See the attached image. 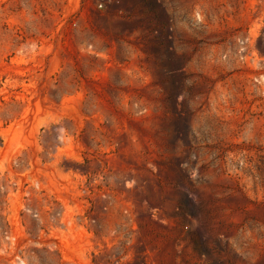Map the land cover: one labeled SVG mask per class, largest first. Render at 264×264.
<instances>
[{"label":"rangeland","instance_id":"1","mask_svg":"<svg viewBox=\"0 0 264 264\" xmlns=\"http://www.w3.org/2000/svg\"><path fill=\"white\" fill-rule=\"evenodd\" d=\"M0 264H264V0H0Z\"/></svg>","mask_w":264,"mask_h":264}]
</instances>
